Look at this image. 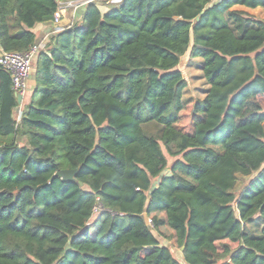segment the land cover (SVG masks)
<instances>
[{
  "label": "trees",
  "instance_id": "obj_1",
  "mask_svg": "<svg viewBox=\"0 0 264 264\" xmlns=\"http://www.w3.org/2000/svg\"><path fill=\"white\" fill-rule=\"evenodd\" d=\"M59 1L0 0V49L37 44ZM235 6L264 0L88 2L18 117L1 68L0 264H264V18ZM187 51L207 85L190 101Z\"/></svg>",
  "mask_w": 264,
  "mask_h": 264
},
{
  "label": "rangeland",
  "instance_id": "obj_2",
  "mask_svg": "<svg viewBox=\"0 0 264 264\" xmlns=\"http://www.w3.org/2000/svg\"><path fill=\"white\" fill-rule=\"evenodd\" d=\"M119 1L120 0H109V2H108V0H103V1L99 2V4H101L102 8H104V7H107V5H112V4L114 5V4L118 3ZM234 8L244 10L246 13L254 16L255 18H259V19L264 18V9H262L260 7L252 9V8H245L243 6H235ZM76 13L78 15H80V9L76 10ZM72 14H73L72 10L70 8L67 9L65 16L63 17L61 23L58 26H55L54 28L55 29L56 28H63L67 24L74 21L75 16L73 18ZM201 60H202L201 58L190 57L188 51L180 57V62L178 64L177 68L181 71V73L185 79V82H186V87H185L184 92H183V99L184 100L190 101V100H194L197 98H202L204 90L207 88L205 80L202 77V72H201V68H200ZM261 102L264 106V99H262ZM17 115H18V112L16 111L15 116L17 117ZM145 129L150 134H158V132H159V126L155 123H152V122L147 123L145 125ZM164 153H165V156L167 158L168 166L163 170L162 174H168L169 173V166L172 163V161L174 160V158L169 156L165 150H164ZM249 179H250V176L239 178V180L237 181L235 188H234L235 195H238L240 193L241 189L248 182ZM260 223L261 222L257 218H255L251 223H249L246 226V228L250 233L258 234L260 232ZM161 243L166 244V245L168 244L166 241H162V240H161ZM171 252H172L173 256L175 258L179 259V261L182 264H186L182 259L181 249H172Z\"/></svg>",
  "mask_w": 264,
  "mask_h": 264
},
{
  "label": "built area",
  "instance_id": "obj_3",
  "mask_svg": "<svg viewBox=\"0 0 264 264\" xmlns=\"http://www.w3.org/2000/svg\"><path fill=\"white\" fill-rule=\"evenodd\" d=\"M101 1L103 0L59 1L58 7L54 12L53 19L51 22L54 24V26H58L61 23L63 17L65 16L67 9L69 8L73 12L72 17L74 18L75 16V20H77L80 15L77 14L78 12L76 13V10L80 9V13H81L82 7L88 2L99 3ZM61 29L62 28H56L55 31H59ZM39 50L40 47L37 44L31 46L27 51L24 52L3 51L0 49V68L4 69L6 72L9 73L12 83L11 88L16 98L18 95L21 96L22 98L26 95L28 78L32 70L35 56ZM100 210H101L100 204H96L92 209V215L93 216L97 215L100 212Z\"/></svg>",
  "mask_w": 264,
  "mask_h": 264
},
{
  "label": "crops",
  "instance_id": "obj_4",
  "mask_svg": "<svg viewBox=\"0 0 264 264\" xmlns=\"http://www.w3.org/2000/svg\"><path fill=\"white\" fill-rule=\"evenodd\" d=\"M246 8V7H245ZM261 8V7H260ZM264 9V8H262ZM62 21V20H61ZM54 24L52 22H43V23H37L32 30L34 31L36 35V40H37V45H39L40 49H46V45L48 44L50 37L56 32L54 28ZM35 69V59L33 62L32 70L30 73V76L28 78V86H27V92L26 96H24L21 99V103L18 105L16 108L15 112H18V115L20 113V110L26 105V103L29 101L30 95L33 91V87L35 85V80H34V72ZM17 115V117H18Z\"/></svg>",
  "mask_w": 264,
  "mask_h": 264
},
{
  "label": "water",
  "instance_id": "obj_5",
  "mask_svg": "<svg viewBox=\"0 0 264 264\" xmlns=\"http://www.w3.org/2000/svg\"><path fill=\"white\" fill-rule=\"evenodd\" d=\"M21 99L22 97L18 95L16 98L18 105L21 103ZM76 172L77 169H59L53 174L52 178H60L64 181H72L74 179Z\"/></svg>",
  "mask_w": 264,
  "mask_h": 264
}]
</instances>
